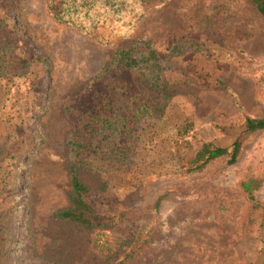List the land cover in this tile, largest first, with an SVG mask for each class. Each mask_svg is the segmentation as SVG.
<instances>
[{
	"label": "rangeland",
	"instance_id": "1",
	"mask_svg": "<svg viewBox=\"0 0 264 264\" xmlns=\"http://www.w3.org/2000/svg\"><path fill=\"white\" fill-rule=\"evenodd\" d=\"M48 1L0 0V61L12 60L0 64V212L18 207L0 264H103L98 244L133 225L151 244L131 264H264L260 215L240 188L253 180L264 206V129L244 127L264 117V17L248 0L155 7L126 40L167 58L161 90L118 65L106 70L123 41L58 23ZM88 130L86 158L113 164L78 171L100 220L92 230L53 217L70 206L68 137ZM236 141L234 163L222 156L184 174L192 149Z\"/></svg>",
	"mask_w": 264,
	"mask_h": 264
},
{
	"label": "trees",
	"instance_id": "2",
	"mask_svg": "<svg viewBox=\"0 0 264 264\" xmlns=\"http://www.w3.org/2000/svg\"><path fill=\"white\" fill-rule=\"evenodd\" d=\"M165 1L49 0L48 10L52 18L58 23L68 24L98 41L108 43L121 39L123 42L115 51L112 61L108 63L106 70L118 65L133 73L140 74L151 88L162 90L164 81H162L161 75L164 69L168 67L167 58L161 57L150 41H128L126 38L130 29L138 20ZM248 1L264 17V0ZM173 43H176V46L174 45L172 48V53L177 54L180 52L179 44L176 41ZM3 62L11 64L12 60L9 56H6V59H2L0 64ZM23 64L27 66L28 62L25 61ZM160 93L164 101L170 96L165 91ZM162 105L161 107L164 108L165 103ZM140 111L144 115L153 113L149 105H144L143 110L140 108ZM38 117L40 118L41 115L39 114ZM244 127L247 132L262 130L264 129V117H248L244 122ZM89 132L90 130L87 133L74 131L68 137L66 144L70 160V206L57 210L53 215L56 219L75 223L86 230L96 228L100 224V220L95 205L85 199L89 189L82 182L78 171L81 168H89L101 175L102 171L109 170L113 165L111 161L110 164H95V161L86 158L89 148L87 135ZM189 148H192V145H189ZM239 148L240 144L237 141L232 144L231 148L204 142L199 147L192 149L190 155H184L183 159L186 160V163L183 164L184 174L200 172L211 161L222 156H227L229 163H234L239 153ZM119 154L126 160L128 151L120 150ZM240 188L250 203V216L260 215L258 226L263 233L264 206L258 203L255 198L254 190L256 186L253 185V180H241ZM17 211L18 207L13 205L0 212V257H5L9 250L11 251L13 248L10 228L15 220ZM248 232L250 233L251 230L248 229ZM150 244L151 239L148 232L142 226L133 225L128 228L126 234L117 243L113 245L98 244V253L103 264H131L147 250Z\"/></svg>",
	"mask_w": 264,
	"mask_h": 264
}]
</instances>
